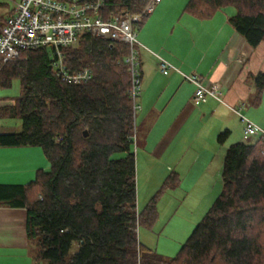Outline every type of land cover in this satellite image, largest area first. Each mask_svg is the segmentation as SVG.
I'll list each match as a JSON object with an SVG mask.
<instances>
[{
  "label": "trees",
  "instance_id": "obj_1",
  "mask_svg": "<svg viewBox=\"0 0 264 264\" xmlns=\"http://www.w3.org/2000/svg\"><path fill=\"white\" fill-rule=\"evenodd\" d=\"M149 1L106 0L103 16L138 13ZM230 6L235 30L252 47L264 45V0H190L187 10L206 18ZM63 53L69 72L89 67L93 78L63 81L50 47L25 49L0 69L1 87H11L17 78L21 89L0 106V118L22 121L21 131L0 132V146H38L50 165L27 183L0 184V204L27 210L28 239L38 246L36 264L40 259L44 264H264V137L228 147L221 193L179 253L167 258L141 242L138 229L154 226L159 197L180 177L172 173L138 209L132 145L141 126L130 93L128 45L111 46L83 33ZM253 79L252 104L259 106L264 72ZM230 135L226 129L218 141L225 143Z\"/></svg>",
  "mask_w": 264,
  "mask_h": 264
},
{
  "label": "crops",
  "instance_id": "obj_2",
  "mask_svg": "<svg viewBox=\"0 0 264 264\" xmlns=\"http://www.w3.org/2000/svg\"><path fill=\"white\" fill-rule=\"evenodd\" d=\"M18 1L0 0V24L14 12ZM189 2L161 0L142 23L143 28L137 30L138 39L144 45L139 49L142 73L139 113L143 115V120L152 117V120L149 119L147 139L153 137L157 148L161 144L160 153L164 151L167 161L166 171L178 173L182 184H197L196 193L199 192L200 196L194 199H201L204 203L212 191L202 186L211 184L214 178L222 175L228 147L235 141L244 140L245 123L242 121L241 140L234 138L231 142L220 144L218 135L228 124L225 123V117L219 116L227 115L226 110L230 108L227 104L236 108L238 103H242V108L247 106L249 96L255 95L256 85L253 87L250 80L257 73L264 72V45L252 47L230 24L229 17L236 12L233 7L213 12L206 18H198L187 10ZM169 8L178 9L180 14L177 19L170 18ZM222 36L225 41L220 44ZM174 38L186 42L188 50L179 52L172 41ZM163 60L171 64L166 71L161 68ZM184 74H196L208 83H223L227 104L209 97L206 102H201L205 105L197 106L192 101L196 86L186 80ZM5 104L9 103H1L0 106ZM220 104L226 109L221 108ZM139 113L136 122L141 125L146 120L137 121ZM208 113L216 116V121L213 131L206 132V127L199 126L198 121L199 116L203 120V116ZM253 116L252 120L264 127L258 121L261 120L258 114L254 113ZM188 136L192 137L191 146L187 149ZM221 145H228L224 152ZM161 156L159 154L158 158ZM49 166L38 146H0V184L27 183L35 178L38 169H47ZM144 196L139 195L140 201ZM27 221L25 208L0 204V264L38 263L33 243L28 239Z\"/></svg>",
  "mask_w": 264,
  "mask_h": 264
},
{
  "label": "built area",
  "instance_id": "obj_3",
  "mask_svg": "<svg viewBox=\"0 0 264 264\" xmlns=\"http://www.w3.org/2000/svg\"><path fill=\"white\" fill-rule=\"evenodd\" d=\"M161 0H150L141 12L124 15L103 16L106 0H19L14 12L0 28V69L9 62L21 58L22 51L36 47H50L54 53V66L59 77L73 84H81L93 78L89 67L71 73L63 63V49L75 45L83 33L107 40L111 46L125 43L129 54L125 61L131 67V99L135 115L140 110L139 98L142 92L141 60L139 49L144 45L138 39L137 25L153 12ZM171 64L163 60L161 68L166 71ZM186 80L195 84L194 99L206 102L209 97L227 104L224 100L225 85L219 81L208 83L204 78L184 74ZM233 108L245 123L244 137L250 141L253 136L264 137V127L244 116L241 109ZM136 142V133L133 135Z\"/></svg>",
  "mask_w": 264,
  "mask_h": 264
},
{
  "label": "rangeland",
  "instance_id": "obj_4",
  "mask_svg": "<svg viewBox=\"0 0 264 264\" xmlns=\"http://www.w3.org/2000/svg\"><path fill=\"white\" fill-rule=\"evenodd\" d=\"M169 12L170 18L173 20L177 19V16L180 14L177 8H169ZM142 26L143 24L137 25V29L141 30V28H143ZM172 41L179 48V52L187 51L189 48V46L184 41L182 42L180 40H176V38H174ZM223 41H225L224 36L221 37L220 44H222ZM250 82L252 83V86L255 87L254 79L250 80ZM20 92V80L17 78L13 80L11 87L4 88L0 86V104L12 102L13 98L20 95ZM253 95L254 94L249 96V99L246 102L247 106L240 108L242 103H238L235 109H241L243 115L249 119H252V117H254V113H257L259 118H261V120L258 119V121L264 126V95L262 104L257 108L251 103ZM223 98L228 102L225 94L223 95ZM192 101L200 107L205 105L201 102H197L194 97ZM231 106L233 107L232 104ZM220 107L226 109L223 105ZM226 112L227 115H220L219 118L225 117V123H227L228 126L223 127L220 133L226 129L230 131L233 130L227 141L231 142L234 138L239 140L243 136V122L241 116L231 107L227 109ZM144 113H146V111L143 112V114ZM215 117L208 113V115L203 116V120H201L202 116H199L200 119L198 121V125H204L206 127L204 131L209 132L215 126ZM149 119L152 120V117ZM149 119H144L146 120L144 121L143 115L141 116L139 113L137 121L144 122L140 125L141 128L138 142H133L132 145L133 150L136 153L137 204L139 210H141L147 201L161 189L162 184L171 175V172L166 171L167 161L165 160L164 151H162V154L160 153L161 144H159L157 148L156 143L153 141V137H151L149 140L147 139L150 128ZM205 121H208V123H205ZM21 129V119L9 117L0 118V132H19ZM191 137L192 136H188L187 138V149L189 146H191ZM253 139H255L254 136L251 137V140ZM221 147H223L224 152L228 145H221ZM137 149L139 150L138 152L136 151ZM159 154L163 157L161 156V158H158ZM122 155L123 154H117V156ZM217 161L218 160H216L215 163ZM48 169L49 167L45 170ZM222 185V175L219 178H214L211 184L203 185L202 187L207 186V190H211L212 192H209L206 201L202 203L201 199L198 201L194 199V197L200 196L199 192L196 193L197 184L194 185L193 183L187 182L182 184L180 181L171 183L170 187L165 189L163 194L159 197L158 219L156 223L151 229L139 227V240L147 244L152 249H155L158 253L164 255L165 257L174 258L179 253L182 245L192 234L197 224L202 220L206 212L209 210L215 199L221 193ZM140 194L145 195L143 198H141V201L139 198ZM31 243H33L32 246L34 247V255L36 256L38 246L35 242ZM40 263L44 264L45 260L40 259Z\"/></svg>",
  "mask_w": 264,
  "mask_h": 264
},
{
  "label": "water",
  "instance_id": "obj_5",
  "mask_svg": "<svg viewBox=\"0 0 264 264\" xmlns=\"http://www.w3.org/2000/svg\"><path fill=\"white\" fill-rule=\"evenodd\" d=\"M84 134H85V136H87L89 133H88V131H87V130H85Z\"/></svg>",
  "mask_w": 264,
  "mask_h": 264
},
{
  "label": "bare ground",
  "instance_id": "obj_6",
  "mask_svg": "<svg viewBox=\"0 0 264 264\" xmlns=\"http://www.w3.org/2000/svg\"><path fill=\"white\" fill-rule=\"evenodd\" d=\"M118 44V43H117ZM262 127V126H261Z\"/></svg>",
  "mask_w": 264,
  "mask_h": 264
}]
</instances>
